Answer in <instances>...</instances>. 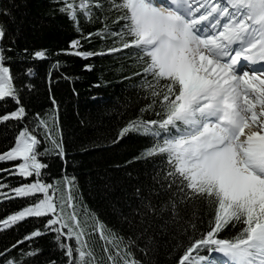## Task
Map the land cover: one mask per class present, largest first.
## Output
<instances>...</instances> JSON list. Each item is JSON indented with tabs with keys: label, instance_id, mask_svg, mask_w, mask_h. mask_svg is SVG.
I'll return each instance as SVG.
<instances>
[{
	"label": "snow or ice",
	"instance_id": "6c2138e0",
	"mask_svg": "<svg viewBox=\"0 0 264 264\" xmlns=\"http://www.w3.org/2000/svg\"><path fill=\"white\" fill-rule=\"evenodd\" d=\"M21 7L0 0V235L39 226L0 243V264H264V0H47L44 18L74 34L60 49L20 44ZM62 57L89 73L87 61L111 57L130 90L106 109L118 119L79 149L129 148L113 165L124 173L118 229L67 172L53 83L80 77ZM38 61L47 107L32 103ZM100 71L93 88L113 82Z\"/></svg>",
	"mask_w": 264,
	"mask_h": 264
},
{
	"label": "trees",
	"instance_id": "16d2710c",
	"mask_svg": "<svg viewBox=\"0 0 264 264\" xmlns=\"http://www.w3.org/2000/svg\"><path fill=\"white\" fill-rule=\"evenodd\" d=\"M17 2L28 3L27 8L21 7L17 13L16 26L20 29L21 45L60 49L67 46L70 38H74L72 29L65 20L60 18L52 22L44 18L42 13L47 0H17ZM62 59L68 61L67 72L80 77L74 83L65 80H60L58 84L53 83V93L60 103L62 127L70 145L67 172L76 176L84 205L95 212L109 227L118 229L120 224L112 214L111 205L122 196L124 173L116 170L113 165L123 163L129 148L122 146L115 150L94 149L89 152H81L79 149L82 144L97 139L108 130L109 125L115 119H118L106 109L112 108L118 98L129 95L130 90L125 91V85L118 83V78H114L108 71V68L113 64L111 57L87 61L96 66V70L91 73L81 71L85 61L80 58L62 57ZM36 66L38 75L33 82L37 85L38 93L34 95L32 103L37 106L43 104L47 107V84L44 78L48 65L38 61ZM101 69H104V77L113 82L107 87L93 88L92 84L97 82L101 75ZM73 87L79 93L78 96L73 94ZM93 96L97 99L93 100L91 98ZM82 120L85 121V124H81ZM142 142L136 141L135 143L138 145ZM6 144L7 141L0 138V146ZM64 167L59 159L51 160L53 176L61 175ZM108 184H111L112 187L105 190V186ZM20 205L21 202L17 201L9 205L8 208L11 210ZM34 225L39 226V222L33 220L22 225L15 232L0 235V243L8 242L14 237L24 234ZM50 240V237L41 238L39 244L48 249L51 247Z\"/></svg>",
	"mask_w": 264,
	"mask_h": 264
}]
</instances>
